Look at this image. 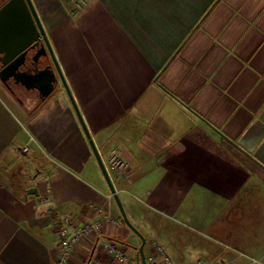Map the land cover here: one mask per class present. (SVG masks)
Wrapping results in <instances>:
<instances>
[{
	"label": "crops",
	"instance_id": "0c3cea01",
	"mask_svg": "<svg viewBox=\"0 0 264 264\" xmlns=\"http://www.w3.org/2000/svg\"><path fill=\"white\" fill-rule=\"evenodd\" d=\"M32 2L145 260L264 264V0ZM27 102L0 81V264H142L63 86ZM64 215L100 229L62 256Z\"/></svg>",
	"mask_w": 264,
	"mask_h": 264
},
{
	"label": "water",
	"instance_id": "95a60500",
	"mask_svg": "<svg viewBox=\"0 0 264 264\" xmlns=\"http://www.w3.org/2000/svg\"><path fill=\"white\" fill-rule=\"evenodd\" d=\"M35 48L37 49L31 55L30 61L35 63L40 56L47 55L53 67L49 65L35 72L21 71L20 68L27 64L25 56L28 50ZM0 63L2 65L0 69V81L2 83H5L8 77H13L16 83H20L26 89H37L42 98L47 97L59 83L63 86L124 223L141 239L137 254L140 256L141 263L146 264L143 252L145 239L131 224L125 213L111 178L55 59L32 0H6L0 6ZM32 192L36 193V188L28 190V193Z\"/></svg>",
	"mask_w": 264,
	"mask_h": 264
},
{
	"label": "built area",
	"instance_id": "2783aa9c",
	"mask_svg": "<svg viewBox=\"0 0 264 264\" xmlns=\"http://www.w3.org/2000/svg\"><path fill=\"white\" fill-rule=\"evenodd\" d=\"M84 1L77 4L79 8ZM27 151V147L24 146L21 149V152L24 153ZM106 170L110 176L111 173L116 175L122 174L123 161L117 154L116 150H113L106 162H103ZM112 194H109L111 196ZM100 229V222L96 221L90 224H87L82 227H71L70 226V217L61 216L55 227V234L58 239L59 248L61 250V255H66L74 245L80 243L86 236L93 232H97ZM151 251L146 258V264H176L173 259L168 255L164 247L157 241L152 240L151 242ZM101 245L103 249L111 255L112 261L115 264H128L129 258L125 252L117 247L115 244L110 241L102 240ZM106 264V263H99ZM195 264H231L225 259H198Z\"/></svg>",
	"mask_w": 264,
	"mask_h": 264
},
{
	"label": "flooded vegetation",
	"instance_id": "af4514ba",
	"mask_svg": "<svg viewBox=\"0 0 264 264\" xmlns=\"http://www.w3.org/2000/svg\"><path fill=\"white\" fill-rule=\"evenodd\" d=\"M38 47V46H37ZM37 48H35V49H30V50H28V52H27V55L25 56V61H26V65L25 66H23V67H21L20 68V70L21 71H26V72H35V71H37V70H39V69H43L44 67H47V66H49V65H51L52 67H53V64H52V62H51V60H50V58H49V56H40L39 58H38V60H37V62H35V63H32L31 61H30V57H31V55L34 53V51L36 50ZM2 68V65H1V63H0V69ZM3 86L5 87V89L9 92V93H11V94H13V96H15L16 97V99L18 100V101H21V98H20V96H17V91H23L24 92V90H26V91H32V92H34L35 93V95H36V100H35V103L37 104H39V103H41L46 97H44V98H42L41 97V95L39 94V92H38V90L37 89H26V88H24L23 87V85H21L20 83H16L15 82V80H14V78L13 77H8L7 79H6V81H5V83H3ZM57 86V85H56ZM55 86V87H56ZM55 89V88H54ZM54 91V90H53ZM52 91V92H53ZM51 92V93H52ZM50 93V94H51ZM49 94V95H50ZM48 95V96H49ZM47 96V97H48Z\"/></svg>",
	"mask_w": 264,
	"mask_h": 264
},
{
	"label": "rangeland",
	"instance_id": "374dc122",
	"mask_svg": "<svg viewBox=\"0 0 264 264\" xmlns=\"http://www.w3.org/2000/svg\"><path fill=\"white\" fill-rule=\"evenodd\" d=\"M16 94H17V96H20V98L23 99L26 102L30 101V103L27 102L25 104V107L28 108V109H31L30 112H32L33 116H35V111L37 110L36 105L38 104V103L37 104L35 103V100H36L35 93L32 92V91L24 90V92L23 91H18V93H16ZM14 105L16 106V104H14ZM14 105H13V107H14ZM11 175L12 174H9V177H11Z\"/></svg>",
	"mask_w": 264,
	"mask_h": 264
}]
</instances>
